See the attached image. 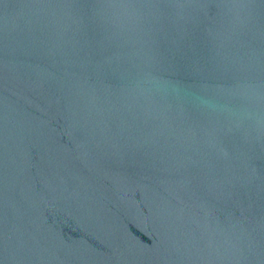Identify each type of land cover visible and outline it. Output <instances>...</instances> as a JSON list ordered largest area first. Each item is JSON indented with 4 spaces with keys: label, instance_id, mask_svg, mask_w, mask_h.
Here are the masks:
<instances>
[{
    "label": "water",
    "instance_id": "water-1",
    "mask_svg": "<svg viewBox=\"0 0 264 264\" xmlns=\"http://www.w3.org/2000/svg\"><path fill=\"white\" fill-rule=\"evenodd\" d=\"M0 264H264V0H0Z\"/></svg>",
    "mask_w": 264,
    "mask_h": 264
}]
</instances>
